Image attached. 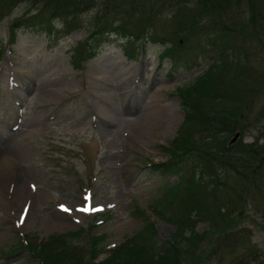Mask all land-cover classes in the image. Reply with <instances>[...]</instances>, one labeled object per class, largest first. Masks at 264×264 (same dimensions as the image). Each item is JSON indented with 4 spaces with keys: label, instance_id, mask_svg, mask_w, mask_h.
I'll return each mask as SVG.
<instances>
[{
    "label": "rangeland",
    "instance_id": "rangeland-1",
    "mask_svg": "<svg viewBox=\"0 0 264 264\" xmlns=\"http://www.w3.org/2000/svg\"><path fill=\"white\" fill-rule=\"evenodd\" d=\"M79 4H82L78 15L81 27L70 37L62 38L60 44L53 46L48 44V36L25 30L20 32L16 43H9V26L18 17L38 11L48 14L56 7ZM6 9L1 10L0 15V53L3 51L0 57V144L4 147L13 139L11 132L15 130L10 131L11 127L20 123L16 133L22 132L17 135L19 140L27 139L26 157L20 167H14L20 175L11 180L21 181L26 189L30 181L32 188L38 187L36 192L29 186V194L20 191L19 197L13 196L14 190L7 192V205L0 199V264H37L38 259L26 250L5 254L21 240V234L27 232L37 233L40 238L68 233L70 247L76 243L81 251L88 252L93 234L107 232L105 243L113 246L144 229L146 221H150L146 217L154 213L150 210L159 213L158 204L167 198L168 186L179 181L178 175L164 176L144 163L169 158V153L160 145L172 139L184 114L182 109L177 111L179 120L174 121L171 132L164 135L158 133L154 124L144 123L145 130L136 139L132 126L145 112L144 100L151 101L152 93L158 97L157 102L163 103L161 98L168 96L167 103L181 108L182 98L176 87L188 84L202 72L211 61L209 56L219 55L220 50L215 47L224 52L228 50L230 56L211 80L215 86L206 98L207 106L216 105L219 111L224 110L231 116L242 113L235 129L227 130L226 126L219 125L226 128L227 134L218 139L217 149L226 148L236 129L239 128L241 134L235 146L225 154L231 157L228 178L213 181L214 187L209 183L217 193L224 194L223 189H226L228 201L217 202L213 193L207 196V200L212 196V204L207 203L205 210L210 211L206 213L210 220L197 221V237L189 248L191 253L180 264H264V164L255 169L260 154L254 152L250 166L247 165L253 148L259 147L264 154V0H14ZM55 23H59L56 26L59 31L62 21L57 18ZM105 23L110 28L113 23L128 24L160 39H172L176 52H196L197 57H201V66L189 70L173 66L169 58L160 64L159 55L166 47L163 42L132 39L129 43L126 37L113 32L101 45H93L99 50L98 56L85 61L82 68L78 67L73 48L85 42L90 31L102 28ZM57 31L54 37L58 39L61 34ZM125 42L138 51L136 60L124 55L121 45ZM196 45L205 52L195 48ZM232 46L235 48L231 51ZM83 50L82 57H86V47L83 46ZM205 54L208 57L205 58ZM9 77L20 85L14 92L8 88ZM225 83L224 89L216 92L217 84ZM161 89H168L167 94L157 91ZM135 94L142 96L141 99L129 105L128 100ZM18 98L21 104L15 105ZM121 102L123 109L118 105ZM140 105L141 110L135 112ZM101 106L110 109L111 113L105 114L108 119H115L107 124L103 122V133L96 114L97 111L102 113ZM109 128L112 134L107 133ZM129 128L134 133L132 137ZM121 138L127 139L125 145ZM119 147L125 152L113 154ZM102 157H106L105 162H101ZM2 158L0 153V161ZM113 160L122 161L123 165L107 163ZM140 160L143 166L130 163ZM191 164L200 171L194 157ZM93 172L97 173L96 181L89 183ZM117 174L121 175V180ZM204 175L200 173L197 177L207 179ZM7 183L10 188L14 187L9 178L5 187ZM27 200L31 201L30 212L25 224L18 228L15 221ZM57 204L68 206L70 211H75L76 205L93 208L102 204L109 214L101 215L107 217L106 221L88 230L93 214L68 216L62 214ZM225 205L223 209L221 206ZM137 209H148V214L145 210L146 215L139 213ZM51 215L63 220L64 228H52L47 223ZM44 217L47 218L44 220ZM175 228L174 222L158 214L156 238L160 243H166ZM183 241L186 242V238Z\"/></svg>",
    "mask_w": 264,
    "mask_h": 264
},
{
    "label": "trees",
    "instance_id": "trees-1",
    "mask_svg": "<svg viewBox=\"0 0 264 264\" xmlns=\"http://www.w3.org/2000/svg\"><path fill=\"white\" fill-rule=\"evenodd\" d=\"M17 24L15 26H17ZM127 25L128 24H125L122 27H127ZM214 76L215 75H213L211 72L204 73L202 76L198 78L197 81H195L194 85L187 90L188 95L191 97V99H194L193 101L195 104V108L196 109L198 108L201 114L200 119L202 121L203 119L205 121H208V123L204 121L203 123L207 126V128L209 127L208 128L209 130H214L213 128L214 120L216 119L218 123L217 126L219 125L226 126L228 130L235 129L237 126L235 125L236 120H238V118L242 116V113L240 114L236 113L232 116L223 114V116H217L216 118V117H213L212 112H205V107L202 104V102H203V98L209 94L210 89L215 86V84L213 85L211 84V80L214 79ZM195 117H198V116H195ZM204 141L205 140L198 141L197 146L200 149L203 148L202 143H204ZM213 141H215V139ZM213 141H211L209 144H211ZM210 148H211L210 150H213L212 149L213 146L212 147L210 146ZM252 150L253 152H251V155L247 159V165L250 166L252 155H254V152H256L257 154H260V156L258 157L259 162L257 163L256 168H255L258 170V168L261 167V165L263 166L264 164V154L261 153V150L259 147H256L255 149L253 148ZM208 151L209 149L205 148L203 150V154ZM228 151L229 149L225 147L216 153L212 151V160L218 164H221V161H222L221 157L224 156ZM242 156L246 157L247 154L245 155L242 153ZM224 159L222 162H227L228 164H229V161H231L230 157L226 158L228 161ZM237 159L238 158H236L235 161H237ZM169 166H171V163L167 164V167ZM222 171L224 172L223 167H219L217 174L216 172H214V174L210 172L209 174L211 175V178H215V176L217 178H220V176H217V175H221ZM198 190L199 189H197L196 192H198ZM192 194L193 196H190L189 199H187V202L185 203L188 209V214L184 218H181L179 221H177L178 230H183V228L185 229V227H188L189 229L193 227V225L191 224L192 219L189 216L191 214V211L193 209H200V210L204 209V203L201 201V199L196 197L197 195H195L194 192H192ZM192 229H194V227ZM138 235H139L138 237L140 239V243L138 246H135L133 250L122 251V253H120L114 258L112 257L111 259L106 260L104 262H100V263L94 262L92 264H180L182 260L186 259V257L188 256L187 254L191 252L189 248L192 247V243L195 238L194 236L188 237V241L186 242V245L183 246L182 248L176 246L175 243H170L169 245L164 246L163 252H160L155 255L152 254L153 255L152 256V255H149V252L152 249L158 248V245H157L158 243L155 240V235L152 233L150 229L149 230L144 229ZM44 251H45L44 248L42 249L39 248L37 253L40 256V254L43 253ZM146 254L149 255V258H145ZM41 260L43 261L44 264H51L48 258H41Z\"/></svg>",
    "mask_w": 264,
    "mask_h": 264
},
{
    "label": "bare ground",
    "instance_id": "bare-ground-1",
    "mask_svg": "<svg viewBox=\"0 0 264 264\" xmlns=\"http://www.w3.org/2000/svg\"><path fill=\"white\" fill-rule=\"evenodd\" d=\"M151 97L152 99L150 101V104L156 103L157 105L152 108V105L149 104L145 112L141 115V117H139V120L135 121L133 125V129H135L136 132L137 131L141 132L143 131L142 128H144V123H147V124L152 123L154 124V127L156 128L159 126V130L161 132L167 133L173 128V122L179 120V115H177L178 106L175 107V105H173V103H170V102L168 103L157 102L158 97L153 94ZM101 110H104L108 112L109 114L111 113L109 109L103 108ZM12 130L13 129H11V131ZM106 131L107 133H111L110 130H106ZM11 133H12V138L15 140L13 141L12 139L6 142L3 148L0 146V153L3 154V158L0 161V184H1L0 185V199L2 200V204L5 202L6 205H7V192H8V187L10 183V182L7 183V186L5 187L6 179L9 178V180L12 181L11 180L12 177L20 175L15 171L14 167L16 168L20 167L19 165L23 163L24 158L26 157V150L24 149V147L26 146L25 142L27 139L19 140L17 138V135L19 132L16 133V131L14 132L12 131ZM21 134L22 132H20L18 136H20ZM114 175H116V172H114ZM117 176H118L117 178L121 180L120 178L121 175L117 174ZM13 180L15 182L13 196L16 195L17 197H19L20 191H22L23 194H26V195L29 194V190H30L29 185H28V189H26V187L23 186L21 181H18L16 183V179L13 178ZM0 218L2 217L0 216ZM7 218L9 219L10 217L7 215ZM64 224L65 222L61 220L57 215L56 216L51 215L50 220H49V225L52 228H55V227L59 229L64 228Z\"/></svg>",
    "mask_w": 264,
    "mask_h": 264
},
{
    "label": "snow or ice",
    "instance_id": "snow-or-ice-1",
    "mask_svg": "<svg viewBox=\"0 0 264 264\" xmlns=\"http://www.w3.org/2000/svg\"><path fill=\"white\" fill-rule=\"evenodd\" d=\"M65 211H70L69 209L65 208L64 209ZM81 211H92L91 208H86V209H81Z\"/></svg>",
    "mask_w": 264,
    "mask_h": 264
},
{
    "label": "water",
    "instance_id": "water-1",
    "mask_svg": "<svg viewBox=\"0 0 264 264\" xmlns=\"http://www.w3.org/2000/svg\"><path fill=\"white\" fill-rule=\"evenodd\" d=\"M238 135H239V133L236 134L235 139L238 137ZM235 139H233V141H234Z\"/></svg>",
    "mask_w": 264,
    "mask_h": 264
}]
</instances>
